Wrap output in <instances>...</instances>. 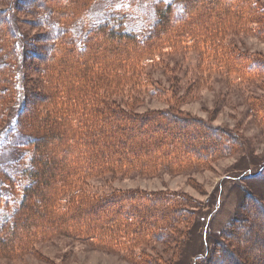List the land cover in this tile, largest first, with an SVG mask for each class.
Listing matches in <instances>:
<instances>
[{
  "label": "trees",
  "instance_id": "16d2710c",
  "mask_svg": "<svg viewBox=\"0 0 264 264\" xmlns=\"http://www.w3.org/2000/svg\"><path fill=\"white\" fill-rule=\"evenodd\" d=\"M94 1L23 0L25 5L34 6L31 9H36L37 15L41 14L37 24L46 31L40 37L43 44H31L34 48L27 52L9 27L10 9L0 10V120L6 115L5 97H15L20 106L12 130L26 137L21 142L25 154L18 167L9 172L0 166V186L10 194L0 199V250L26 248L31 238L39 233L50 235L62 224L61 228L69 227L67 231L73 235L99 245L125 244L131 249L142 241L170 240V226H180L195 213L185 209V197L169 193L156 197L143 192L97 197L82 190L76 198L70 197V203L65 194L81 188L82 179L111 167L116 171L140 166L153 171L164 165L200 168L221 155L220 144L211 142L207 135L208 128L219 130L166 113L167 117L160 116L153 128L157 132L163 127L164 132L157 137L162 141L142 143L140 132L132 131L133 120L141 119L128 112L124 115L120 105L111 101L112 91L118 92L127 80L139 86L138 73L147 62L185 49L201 51L205 61L224 66L230 73L238 72L234 74L243 79L264 75L261 65L254 66V59L247 61V57L223 44L228 29L240 27V23L245 27L250 22L254 11L251 0H156L155 19L147 32L128 29L124 23L128 10L124 9L91 27L80 40L74 33V21ZM25 7L22 10H27ZM28 58H39L42 67L38 70L51 83L46 92H33L35 87L26 84L24 65L22 71L17 69ZM32 97L41 98L44 115L31 110L23 121L22 114L34 105ZM253 103L254 115L264 116V102ZM170 134L176 138L167 143ZM247 198L253 200L251 213L258 211L256 215L261 213L264 221V201L253 195ZM253 226L262 228L256 222ZM255 229L254 242L258 243L261 236ZM221 260L243 264L228 250L219 256L217 264H222Z\"/></svg>",
  "mask_w": 264,
  "mask_h": 264
},
{
  "label": "rangeland",
  "instance_id": "374dc122",
  "mask_svg": "<svg viewBox=\"0 0 264 264\" xmlns=\"http://www.w3.org/2000/svg\"><path fill=\"white\" fill-rule=\"evenodd\" d=\"M154 1L95 0L74 21V33L81 40L91 27L124 9L128 10L125 26L145 33L155 19ZM250 3L254 8L250 22L244 24L245 27L240 23V27L228 29L223 44L247 57V61L254 59V66L261 65L260 71L264 74V0H251ZM7 7L12 15L9 27L18 35L23 51L33 49L31 44L42 45L40 37L46 31L37 24L41 14L31 9L34 6L25 5L23 0L0 1V10ZM23 7L27 10H22ZM27 61L20 62L17 67L22 71L24 65L26 84L32 89L35 87V93L46 92L51 83L48 76L38 70L42 67L39 58ZM230 72L224 66L205 61L201 51L185 49L147 62L138 73L139 86L127 80L110 96L113 103L120 105L118 108L124 115L128 112L141 119V122L133 120L132 131L140 132L138 138L142 143L161 140L157 137L164 132L163 127L157 132L153 128L155 121L167 113L218 129L219 132H214L208 128L207 135L211 142L222 147L220 156L200 168L183 169L178 165L167 168L164 165L153 171L142 166L116 171L111 167L102 174L82 179L81 188L65 194L68 201L82 190L97 197L118 192H143L156 197L169 193L185 197L184 202L188 203L185 209L195 213L179 227L170 226L171 231L167 232L170 240L142 241L131 249L125 244L118 247L99 245L73 235L67 231L69 227L61 228L62 224L60 231L45 236L37 234L36 238L28 240L26 248L1 249L0 264H149V260L155 264H217L219 256L225 255L227 250L233 251L243 264H264V221L261 213L256 215L258 211L251 213L253 200L246 199L247 195H253L264 201V116H255L252 111L254 101L264 102V75L243 79L234 74L238 72ZM32 101L33 107L29 106L30 110L22 114L21 120H27L31 110L44 115L41 98L32 97ZM3 104L6 115L0 120V166L10 172L18 167L25 154L20 146L26 137L12 130L19 101L15 97H5ZM168 137L165 142L175 141L174 134ZM232 146L234 149L230 151ZM141 163L145 160L141 159ZM2 197L9 198L10 194L0 186V199ZM250 221L261 224V230L255 229ZM254 229L259 230L255 233L260 234L263 242L258 238V243L254 242ZM256 257L260 261H256ZM221 263L231 264V261L221 260Z\"/></svg>",
  "mask_w": 264,
  "mask_h": 264
}]
</instances>
